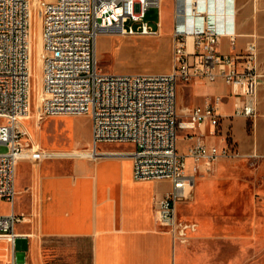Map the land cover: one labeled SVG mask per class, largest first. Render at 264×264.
<instances>
[{
	"label": "built area",
	"instance_id": "2783aa9c",
	"mask_svg": "<svg viewBox=\"0 0 264 264\" xmlns=\"http://www.w3.org/2000/svg\"><path fill=\"white\" fill-rule=\"evenodd\" d=\"M164 0H0V199L12 210L0 214V238L14 242L15 225L26 215L14 210L18 162L28 145L23 119L31 111L33 67L31 49L42 39L40 117L87 114L91 118V148L101 154L130 155L137 180L171 182L154 203L157 223L175 242L187 243L197 223L180 218L177 203L186 196L194 171L206 162L208 171L220 158L240 153L227 143H206L201 134L185 154L177 149L179 128L210 123L215 134L221 114L219 98L188 107L180 120L178 87L181 83L221 80L234 95V115L257 112L259 72L254 42L239 51L223 52V37L235 48L237 0H171V67L168 71L110 73L101 69L96 42L104 32L125 36H156L163 23L151 27L145 19L152 6ZM37 3V4H36ZM37 18L38 30L34 21ZM138 27H134V23ZM37 56L38 51L36 52ZM102 142L128 143L127 151L101 153ZM33 143L31 144V146ZM264 157V153H254ZM12 264H15L14 262Z\"/></svg>",
	"mask_w": 264,
	"mask_h": 264
},
{
	"label": "crops",
	"instance_id": "0c3cea01",
	"mask_svg": "<svg viewBox=\"0 0 264 264\" xmlns=\"http://www.w3.org/2000/svg\"><path fill=\"white\" fill-rule=\"evenodd\" d=\"M238 22L237 15V31ZM241 36L238 31L235 48L229 45L227 37H223L221 51L241 50L246 41ZM257 63L260 74L257 112L252 118L234 115L232 89L221 80L208 83L198 79L181 83L178 87L180 120L187 119L188 107L202 105L212 97L220 99L221 114L215 134L210 133V123L194 129L179 128L178 151L185 154L193 141L189 135L201 134L208 144L227 143L240 153L233 158L218 159L211 172L203 162L197 174L192 159L186 158V175L192 177V183L186 187V196L178 201L177 211L180 218L197 223L189 239L191 241L194 237L196 244H204L209 238L202 215L210 190L208 180L219 178L223 162H237L254 156V153H264V64L258 60ZM248 123L252 125L251 130ZM35 148L46 157L58 159L33 167L28 161L31 155L25 154L20 158L15 179L16 190L20 193H17L14 210L24 213L26 219L16 223L14 242L0 238V264H49L51 261L44 258L42 250L53 247L89 253V257L78 255L76 261H70L75 264H208L209 251L205 247L194 250L187 247L189 241L174 243L171 234L156 221L155 200L171 188L170 181L135 179L130 155L101 154L93 157L87 154V150L47 151ZM129 149L100 148L99 151ZM80 155L92 157L66 160ZM256 169L264 170V157ZM162 183H168V187L163 188ZM0 202L10 205L9 210L0 211V214L12 210L13 206L8 201L0 199ZM17 238L24 241L21 252H17L14 246ZM183 245L187 247L185 251L182 250Z\"/></svg>",
	"mask_w": 264,
	"mask_h": 264
},
{
	"label": "rangeland",
	"instance_id": "374dc122",
	"mask_svg": "<svg viewBox=\"0 0 264 264\" xmlns=\"http://www.w3.org/2000/svg\"><path fill=\"white\" fill-rule=\"evenodd\" d=\"M237 15L238 31L246 39L241 47L247 42H254L257 60L264 64V0H238ZM145 19L151 27H158L162 21L161 33L156 36H125L104 31L98 36L96 55L102 70L110 73H135L169 69L171 0H164L160 8L150 7ZM134 27H138L137 22ZM34 29L35 32L38 30L37 18ZM37 38L32 58L31 111L30 117L23 124L31 131L33 139H26L28 145L25 150L35 142L37 148L47 151L85 152L91 149V118L87 114L40 117L37 113L41 99L43 55L40 27ZM251 126L250 123V130ZM100 148L128 149L130 145L102 142L98 145V150ZM4 150L5 146L0 145V151ZM30 154L32 157L28 161L33 167L47 160L58 159L33 151ZM77 157L92 156L80 155L66 160ZM262 160L263 157L248 156L237 162H223L219 178L208 180L210 190L203 204L205 210L202 215L206 220L205 233L209 238L204 244H196L194 237L187 243V247L194 250L205 247L209 251L208 264H264V170L256 169ZM162 187H168V183H162ZM9 208L8 203L0 202V211H7ZM23 243L22 238L16 239L14 246L17 252L23 251ZM187 247L183 245L182 250L185 251ZM42 252L44 258L51 261L49 264H75L70 261H76V256L89 257V253L84 250L76 251L68 247L44 248Z\"/></svg>",
	"mask_w": 264,
	"mask_h": 264
},
{
	"label": "bare ground",
	"instance_id": "6f19581e",
	"mask_svg": "<svg viewBox=\"0 0 264 264\" xmlns=\"http://www.w3.org/2000/svg\"><path fill=\"white\" fill-rule=\"evenodd\" d=\"M41 42H42V39H41ZM33 51H34V45L32 44V49H31V64H32V58H33ZM43 56V55H42ZM28 117H30V115H27L26 116V118H24L23 119V122L25 123V121H26V119H28ZM28 130V133H29V136L33 139V137H32V134H31V131L29 130V129H27ZM35 146H36V144H35V142L33 143V145L31 146V147H29L28 149H24V151H23V154H22V156L23 155H25V154H29V155H31L30 154V151H33V152H38V150H36V148H35ZM39 153V152H38ZM48 153V152H47ZM46 154V153H45ZM87 154L88 155H94L95 154V152L92 150V148L91 149H88L87 150ZM21 156V157H22ZM32 156V155H31Z\"/></svg>",
	"mask_w": 264,
	"mask_h": 264
},
{
	"label": "trees",
	"instance_id": "16d2710c",
	"mask_svg": "<svg viewBox=\"0 0 264 264\" xmlns=\"http://www.w3.org/2000/svg\"><path fill=\"white\" fill-rule=\"evenodd\" d=\"M249 125H250V123H248V129H249Z\"/></svg>",
	"mask_w": 264,
	"mask_h": 264
}]
</instances>
